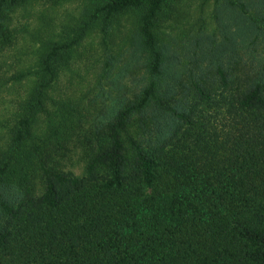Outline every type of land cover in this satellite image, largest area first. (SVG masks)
<instances>
[{
  "label": "trees",
  "instance_id": "obj_1",
  "mask_svg": "<svg viewBox=\"0 0 264 264\" xmlns=\"http://www.w3.org/2000/svg\"><path fill=\"white\" fill-rule=\"evenodd\" d=\"M37 1L0 0V38ZM80 1L18 76L0 264H264V0ZM193 2L209 15L189 23ZM120 28L88 109L62 98L83 42Z\"/></svg>",
  "mask_w": 264,
  "mask_h": 264
},
{
  "label": "rangeland",
  "instance_id": "obj_2",
  "mask_svg": "<svg viewBox=\"0 0 264 264\" xmlns=\"http://www.w3.org/2000/svg\"><path fill=\"white\" fill-rule=\"evenodd\" d=\"M80 4V0H39L9 14L4 36L0 38V145L11 126L19 102L28 90L29 84L23 79L18 80L19 74L33 70L36 48L42 41L48 38L59 40L71 35L79 17ZM203 10L205 14L209 12V9ZM189 12V23H195L209 15L208 13L204 17L200 14L195 2L191 3ZM125 26L129 28V25ZM128 28H120L114 32L105 41V46L99 39H95L92 44L93 37L83 42L79 52L83 54L85 61L80 66H74V74L67 73L61 77L59 91L62 98L79 101L83 108L88 109L89 100L97 95V75L94 73L96 60L98 56L102 60L109 54L114 55L122 48V38L129 33ZM101 81V87L108 90L107 81ZM73 171L75 174L80 173L78 167H74Z\"/></svg>",
  "mask_w": 264,
  "mask_h": 264
}]
</instances>
